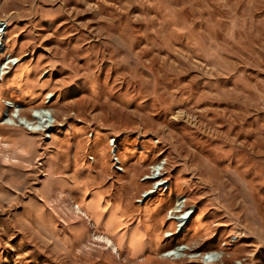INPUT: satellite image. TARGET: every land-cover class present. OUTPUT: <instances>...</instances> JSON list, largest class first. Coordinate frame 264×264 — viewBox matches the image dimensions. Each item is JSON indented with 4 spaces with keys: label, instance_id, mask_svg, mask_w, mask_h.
Here are the masks:
<instances>
[{
    "label": "rangeland",
    "instance_id": "374dc122",
    "mask_svg": "<svg viewBox=\"0 0 264 264\" xmlns=\"http://www.w3.org/2000/svg\"><path fill=\"white\" fill-rule=\"evenodd\" d=\"M0 18L20 59L0 81V264H202L162 258L179 244L264 264V0H0ZM4 100L52 108L50 139L3 124ZM160 159L169 186L140 204ZM178 197L196 212L166 238Z\"/></svg>",
    "mask_w": 264,
    "mask_h": 264
},
{
    "label": "built area",
    "instance_id": "2783aa9c",
    "mask_svg": "<svg viewBox=\"0 0 264 264\" xmlns=\"http://www.w3.org/2000/svg\"><path fill=\"white\" fill-rule=\"evenodd\" d=\"M7 29H8V22L4 20L3 18H0V57H2V59L0 60V64H1L0 67L3 66L4 64L7 65V68H0V81L5 76L9 67H14L19 62L16 56H12L5 49ZM32 114L33 113H29L28 118L32 119ZM48 117H51L53 121L51 122V126H49L43 132L46 135L45 137L47 139L48 138L50 139V134H51L50 132L53 130V127L56 126L55 125L56 119L55 117H52L51 115H49ZM36 119L37 118L33 117V120L36 121ZM43 128L45 129V126H43ZM110 142H113V138L110 139ZM159 162H163L162 166L161 165L159 166L157 162L155 164H152L149 168V172L146 173L141 179V181H148L149 186L145 191H143L140 199L137 200V202L140 204L143 201H145L148 197L153 195L155 192L157 191L164 192L165 189L169 186V181L165 177L166 171H165L164 166L166 162L163 159L162 160L160 159ZM194 211H195V208L192 205L188 204L187 199L185 197L176 198L174 200V206H171L167 210L166 216H165L166 221L173 223V229L165 232L164 237L168 238V237L177 235L180 231H182L185 225L190 221L192 215L194 214ZM183 247H185V249H183ZM174 248L176 249L180 248V251L184 254L183 257L199 258L202 264L218 263V261L221 258V254H218V256L216 257L214 256L216 251H207L204 253L196 252V251L190 250V248L187 245L185 246V244L176 245L175 247H173V249ZM173 249H168L164 251L162 254L166 256L169 254V252L173 251ZM172 257H173V254L167 256V258H172ZM179 258H182V257H179Z\"/></svg>",
    "mask_w": 264,
    "mask_h": 264
},
{
    "label": "bare ground",
    "instance_id": "6f19581e",
    "mask_svg": "<svg viewBox=\"0 0 264 264\" xmlns=\"http://www.w3.org/2000/svg\"><path fill=\"white\" fill-rule=\"evenodd\" d=\"M18 60L20 61L19 58H18ZM0 68H7V65L4 64ZM9 69L10 70L9 71L7 70V72H11L13 68L9 67ZM52 96H53V94H51L50 97L47 98V99L50 100ZM3 102H4L5 106H6V111L4 113L3 124H5V125H15V126H22L23 125V126L27 127L28 129H30V131H33V132L34 131H38V132L39 131H45L49 126H51V122L53 120L51 119V117H48V116L49 115L53 116L54 111H53L52 108H50L48 106L33 108L31 110V113H33L32 114V119H31V118H28V117H25V116L21 115V113H20L21 107L17 106L16 103L11 102V101L8 102L7 100H4ZM33 117L37 118L36 121L33 120ZM43 126H45V129L43 128ZM116 141H117V138L113 139V142H109V144H110V147H111V151L110 152H111L113 161L118 166L119 164H121V161H120V158H119L118 154L116 153L117 149H118ZM112 149H113V151H112ZM162 164H163L162 162H160V163L158 162L159 166L160 165L162 166ZM121 169L123 170L122 167H121ZM72 212L75 215H81V216H84V217H87V215H88V214L86 215V213L84 212V210H82V208L80 206L73 207ZM95 238L99 242L104 243L109 249H111V251H115V250L118 251L115 242L110 237L105 236V235H96L95 234ZM183 249H185V247H183ZM221 253L222 252H220V253L216 252L214 254V256L216 257V256H218V254H221ZM171 254H173V257H172L173 260L184 256V254L180 251V248H177V249L174 248L173 251L169 252L168 255H171ZM168 255L165 256V255L162 254V257H167Z\"/></svg>",
    "mask_w": 264,
    "mask_h": 264
},
{
    "label": "crops",
    "instance_id": "0c3cea01",
    "mask_svg": "<svg viewBox=\"0 0 264 264\" xmlns=\"http://www.w3.org/2000/svg\"><path fill=\"white\" fill-rule=\"evenodd\" d=\"M20 113H21V112H20ZM162 258L166 259L167 257H162ZM170 259H172V258H170Z\"/></svg>",
    "mask_w": 264,
    "mask_h": 264
}]
</instances>
